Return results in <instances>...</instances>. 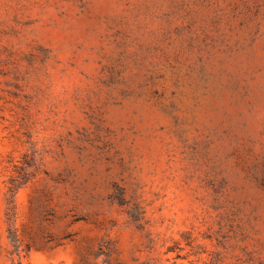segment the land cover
<instances>
[{"label": "rangeland", "instance_id": "obj_1", "mask_svg": "<svg viewBox=\"0 0 264 264\" xmlns=\"http://www.w3.org/2000/svg\"><path fill=\"white\" fill-rule=\"evenodd\" d=\"M0 264H264V0H0Z\"/></svg>", "mask_w": 264, "mask_h": 264}]
</instances>
